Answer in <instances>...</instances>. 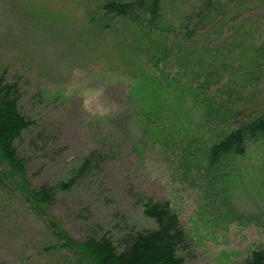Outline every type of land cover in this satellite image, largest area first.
Returning a JSON list of instances; mask_svg holds the SVG:
<instances>
[{
    "label": "rangeland",
    "instance_id": "374dc122",
    "mask_svg": "<svg viewBox=\"0 0 264 264\" xmlns=\"http://www.w3.org/2000/svg\"><path fill=\"white\" fill-rule=\"evenodd\" d=\"M108 1L0 0V76L20 77L21 109L34 122L31 131L49 140L32 148L26 139L21 148L30 158L32 183L58 182L83 156L100 154L98 166L58 193L49 209L74 238L99 234V227L115 239L131 228H155L143 208L153 196L169 201L180 217L187 232L180 250L185 264H245L253 249L264 247V152L253 149L228 183L215 178L213 184L188 173L171 149L147 142L142 108L131 94V73L140 63L124 42L127 28L112 21L115 27L99 34L109 23L101 12ZM163 1L166 17L197 25L191 37L214 62L212 89L219 86L244 109L263 107L264 66L258 60L264 58V0H220L223 12L212 8L210 15L220 16L208 20L203 14L219 0ZM60 66L88 70L89 80L107 85L106 98L119 101L122 111L103 127L86 122L79 100L66 93L68 77ZM222 188L233 209L222 203ZM26 209L0 188V264H62L60 255L45 250L53 241L50 223Z\"/></svg>",
    "mask_w": 264,
    "mask_h": 264
},
{
    "label": "trees",
    "instance_id": "16d2710c",
    "mask_svg": "<svg viewBox=\"0 0 264 264\" xmlns=\"http://www.w3.org/2000/svg\"><path fill=\"white\" fill-rule=\"evenodd\" d=\"M218 2L208 7L204 18L220 16L210 15L212 8L223 12ZM101 9L102 20L109 23L99 34L113 29L112 21L120 24L119 29L127 28L124 42L132 60L140 63V70L131 73V94L142 108L147 142L171 149L182 168L209 177L213 184L215 178L228 183L238 162L253 149L264 152V106L244 109L219 86L212 89L214 62L191 37L197 25L190 28L189 21L179 24L166 17L163 0H110ZM258 63L264 66V58ZM23 93L19 76L11 81L6 74L0 76V188L50 223L53 241L45 250L60 255L62 264H185L180 250L187 232L180 217L169 201L153 196L143 200V208L157 222L155 228H131L115 239L99 227L101 233L77 239L59 225L49 210L58 193L72 189L102 158L90 152L58 182L35 186L29 176L30 158L21 148L26 139L32 148L49 140L40 130L38 138L31 131L34 122L21 109ZM217 193L233 209L224 188ZM245 264H264V247L253 249Z\"/></svg>",
    "mask_w": 264,
    "mask_h": 264
},
{
    "label": "clouds",
    "instance_id": "9594fccd",
    "mask_svg": "<svg viewBox=\"0 0 264 264\" xmlns=\"http://www.w3.org/2000/svg\"><path fill=\"white\" fill-rule=\"evenodd\" d=\"M60 71L68 77L65 84L66 93L75 95L79 100L82 118L86 122L98 123L103 127L122 111L119 101L106 98L108 97L107 85L89 80L88 70L76 67L69 71L64 66H60ZM145 170L147 171V167ZM148 178L153 183H159L155 173H149Z\"/></svg>",
    "mask_w": 264,
    "mask_h": 264
}]
</instances>
